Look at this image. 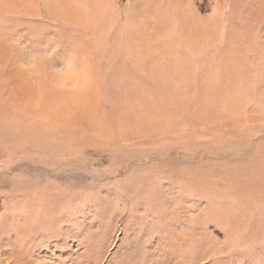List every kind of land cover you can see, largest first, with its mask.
Returning a JSON list of instances; mask_svg holds the SVG:
<instances>
[{
    "label": "rangeland",
    "instance_id": "obj_1",
    "mask_svg": "<svg viewBox=\"0 0 264 264\" xmlns=\"http://www.w3.org/2000/svg\"><path fill=\"white\" fill-rule=\"evenodd\" d=\"M0 264H264V0H0Z\"/></svg>",
    "mask_w": 264,
    "mask_h": 264
}]
</instances>
